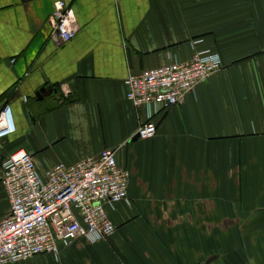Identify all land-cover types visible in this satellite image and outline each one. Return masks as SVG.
<instances>
[{"label": "crops", "instance_id": "1", "mask_svg": "<svg viewBox=\"0 0 264 264\" xmlns=\"http://www.w3.org/2000/svg\"><path fill=\"white\" fill-rule=\"evenodd\" d=\"M54 1L0 0V111L15 126L0 139V220L1 164L18 149L41 175L114 150L127 199L106 205L110 236L7 264H264V0H64L68 42L52 35ZM200 49L222 68L133 140L149 112L127 100V75Z\"/></svg>", "mask_w": 264, "mask_h": 264}, {"label": "built area", "instance_id": "2", "mask_svg": "<svg viewBox=\"0 0 264 264\" xmlns=\"http://www.w3.org/2000/svg\"><path fill=\"white\" fill-rule=\"evenodd\" d=\"M51 22L52 35L60 42L70 41L77 32L64 0L53 2ZM222 66L218 53L200 49L187 62L174 58L163 66L128 74L124 80L127 100L149 112L135 135L139 139L154 137V116L181 103ZM14 132L7 105L0 111V139ZM1 168L10 212L0 220V264L38 254L57 255L61 246L68 247L79 238L101 239L114 232L106 205L127 199L129 179L114 150L103 149L71 164L59 162L41 175L32 156L18 149L2 161Z\"/></svg>", "mask_w": 264, "mask_h": 264}, {"label": "water", "instance_id": "3", "mask_svg": "<svg viewBox=\"0 0 264 264\" xmlns=\"http://www.w3.org/2000/svg\"><path fill=\"white\" fill-rule=\"evenodd\" d=\"M44 91H45L44 88L40 89L39 92H36V96H37L38 98H40V97H41L40 94L43 93ZM137 138H138V135H135V136L133 137V140H136Z\"/></svg>", "mask_w": 264, "mask_h": 264}]
</instances>
